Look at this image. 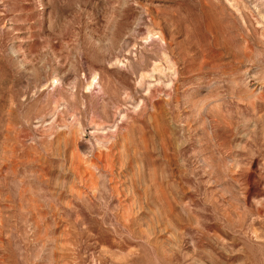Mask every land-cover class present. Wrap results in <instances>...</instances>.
<instances>
[{
	"label": "rangeland",
	"instance_id": "rangeland-1",
	"mask_svg": "<svg viewBox=\"0 0 264 264\" xmlns=\"http://www.w3.org/2000/svg\"><path fill=\"white\" fill-rule=\"evenodd\" d=\"M0 264H264V0H0Z\"/></svg>",
	"mask_w": 264,
	"mask_h": 264
}]
</instances>
